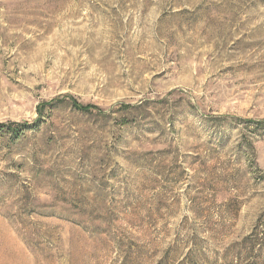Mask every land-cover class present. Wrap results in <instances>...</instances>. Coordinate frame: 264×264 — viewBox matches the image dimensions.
I'll list each match as a JSON object with an SVG mask.
<instances>
[{
  "label": "rangeland",
  "instance_id": "1",
  "mask_svg": "<svg viewBox=\"0 0 264 264\" xmlns=\"http://www.w3.org/2000/svg\"><path fill=\"white\" fill-rule=\"evenodd\" d=\"M259 121L264 0H0V264H264Z\"/></svg>",
  "mask_w": 264,
  "mask_h": 264
},
{
  "label": "trees",
  "instance_id": "2",
  "mask_svg": "<svg viewBox=\"0 0 264 264\" xmlns=\"http://www.w3.org/2000/svg\"><path fill=\"white\" fill-rule=\"evenodd\" d=\"M62 100H67L70 105L78 111H83V112H90L92 109H94L92 106L90 105H82L79 104L74 98L66 96L63 98H56L53 101L49 102V103H45V104H41L39 106V112H41L42 108H44L45 106L48 105H52L53 103H57V102H61ZM12 127H18V125L16 124H9ZM24 126H28V124H25ZM4 127L2 125H0V129H3ZM255 131H257L259 134H263L264 135V121H259L255 123Z\"/></svg>",
  "mask_w": 264,
  "mask_h": 264
}]
</instances>
